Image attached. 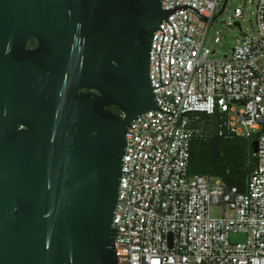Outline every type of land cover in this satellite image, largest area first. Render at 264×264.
I'll return each mask as SVG.
<instances>
[{
    "label": "water",
    "instance_id": "1",
    "mask_svg": "<svg viewBox=\"0 0 264 264\" xmlns=\"http://www.w3.org/2000/svg\"><path fill=\"white\" fill-rule=\"evenodd\" d=\"M161 3L0 0V264H117L126 131L149 111L173 116L154 99L168 84L159 58L151 85L153 36L182 10L211 22Z\"/></svg>",
    "mask_w": 264,
    "mask_h": 264
},
{
    "label": "built area",
    "instance_id": "2",
    "mask_svg": "<svg viewBox=\"0 0 264 264\" xmlns=\"http://www.w3.org/2000/svg\"><path fill=\"white\" fill-rule=\"evenodd\" d=\"M224 1L162 0L163 11L188 5L211 22L182 10L153 36L151 85H160L159 58L161 83L168 84L153 95L173 116L149 111L126 131L112 218L117 264H264V0H245V9L234 10L237 22L228 26L242 32L238 21L247 11L256 33L219 55L221 36L210 45L208 37ZM213 123L219 137L257 142L243 190L189 173L191 140ZM234 235L243 240L232 242Z\"/></svg>",
    "mask_w": 264,
    "mask_h": 264
},
{
    "label": "trees",
    "instance_id": "3",
    "mask_svg": "<svg viewBox=\"0 0 264 264\" xmlns=\"http://www.w3.org/2000/svg\"><path fill=\"white\" fill-rule=\"evenodd\" d=\"M27 46L33 49L35 42L30 41ZM110 110L119 114L116 108H110ZM202 119L207 118L202 117ZM201 126L203 127L202 136H195L191 140L189 173L193 176L220 179L230 187L243 190L245 181L255 168L253 140L227 135L219 137L214 123L209 127Z\"/></svg>",
    "mask_w": 264,
    "mask_h": 264
},
{
    "label": "rangeland",
    "instance_id": "4",
    "mask_svg": "<svg viewBox=\"0 0 264 264\" xmlns=\"http://www.w3.org/2000/svg\"><path fill=\"white\" fill-rule=\"evenodd\" d=\"M239 6L245 9L247 7L245 6V0H228L224 12L216 18L211 25L208 45L212 43L213 38L219 33L224 47V50L220 52L219 55L226 53L233 45L236 44L237 39L243 38V34L251 37L255 36L256 32L252 18L248 15L247 11L244 12V21H238L242 32L233 26H228L229 23L233 25L237 22L232 17L234 10ZM213 182L214 180L211 181V183ZM220 213L221 212L218 209L212 210V215L214 217H218Z\"/></svg>",
    "mask_w": 264,
    "mask_h": 264
}]
</instances>
